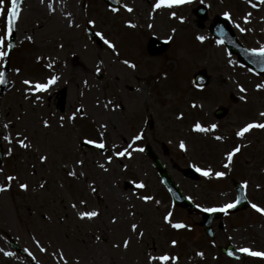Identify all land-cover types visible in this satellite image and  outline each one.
<instances>
[{
    "label": "rangeland",
    "instance_id": "374dc122",
    "mask_svg": "<svg viewBox=\"0 0 264 264\" xmlns=\"http://www.w3.org/2000/svg\"><path fill=\"white\" fill-rule=\"evenodd\" d=\"M53 1L55 13L48 8L33 13L27 5L23 18L32 19L28 24H20L19 37L22 33L29 34L33 36L35 44L32 48L24 49L22 45L12 57V66L17 68L19 59L32 64L27 58L30 54L31 59H34L39 54H46L50 48L51 52H56L54 70L45 67L41 74L33 69V65L27 69L21 66L24 70L19 74L13 71L11 88L0 98V149L4 152V172L0 173V183L6 182L7 175L19 178L12 182L9 191L0 193V248L4 252L16 253L8 257L0 252V264H61L58 256L52 255L61 248L68 256L69 264H74L77 256L80 258L79 264H151L147 254L158 255L163 252L180 256L178 264H264L261 258L244 254L242 260H236L219 250V246L226 248L233 245L236 248L251 247L264 251V215L251 207L218 220L214 224L216 237L211 240L203 228L197 225L199 219L196 216L172 207L151 161L144 152L134 150L150 143L185 193L203 207H212L236 199L229 178L218 181L213 177L206 184L208 177L202 175V179L191 181L183 176L181 169L196 164L203 168L211 166L218 171L226 162L223 153L237 144L243 145L240 155L234 158L233 166L230 169L222 168L228 173L232 171V176L242 183L247 180L249 201L264 206V130L251 131L246 134L245 140L235 135V127L241 126L249 113H255L254 119H257V111H264V91L243 94L232 84L228 92L231 90L243 98L247 97V100L233 105L231 100L222 98L223 93H226L224 90L215 92L217 86L206 91L191 90L186 97L189 100L183 99L182 95L174 100L167 91L161 95L154 87L151 90L149 88L150 76L152 81L158 82L156 85L165 89L175 84L170 71L172 77L166 82L157 75L159 68L165 65L172 68L173 62L178 65V68L177 65L174 68L178 70L177 82L183 84L189 80L196 64L177 59H181L178 55L185 53V50L191 49L187 51L188 55L193 53L194 41L197 39L194 31L206 36L202 47L195 53L198 54L196 69L208 68L217 79V68H229L231 83L235 82L233 76L237 79L243 77L246 81L236 60L223 52L216 43L212 46L208 42L210 36L207 30H196L192 10L200 0H192L193 3L183 10L163 8L160 11L153 9L154 0H124V4L133 8L131 14L125 8L115 13L102 0ZM203 1L210 9L207 26L215 15L230 12L235 24L255 28L250 44L262 45L264 19L261 17H264V5L253 9L247 0ZM254 3L259 4V0H254ZM172 11L177 13V17L171 16ZM68 12L72 13L71 17L65 15ZM247 12H252L251 22L244 24L243 17ZM69 19L74 20L77 26H69ZM89 20L95 21L94 27L104 39L117 41L118 53L107 44L99 47L88 39L85 27ZM129 20L135 25L136 20L141 24L136 25L141 34L137 38L142 42L144 40L146 52L152 36L165 39L174 36V41L165 48L163 55H168L178 45L177 58L166 62L167 58H159L161 56H150L153 59H149L144 52L141 55L142 48H136L133 40L128 42L129 36L136 35V29L130 31L126 28ZM48 23L51 27L39 34ZM149 24L153 26L149 27ZM173 29H178L177 33ZM34 35L40 40L45 37L47 41L54 36V42L45 41L41 44ZM61 44L63 48L59 47ZM76 55L81 63L75 61ZM130 57L139 63L138 71L123 63ZM100 60L104 62L102 65H99ZM98 65L102 69L100 73L95 71ZM52 71V74H60L58 83L48 92H38L41 100H36L33 93L25 99L26 86L22 84V79L45 82L44 78L51 75ZM223 74L220 76L227 75ZM85 80L88 81L87 85L84 84ZM259 81L254 80L255 84ZM63 87L68 88L65 112L57 107L59 92ZM109 99L118 105L114 110L111 105L104 107ZM186 101L198 102V107L192 109ZM200 103L203 108L199 107ZM218 104H227L231 108L230 114L222 122V129L207 134H193L192 125L197 120L215 123L211 112ZM81 106L82 112H76ZM245 107L249 110H245ZM73 112H76V120L65 119L61 127L59 118H67ZM181 112L186 114L183 119L178 118ZM45 119L50 121L51 127H44ZM245 121L248 122L247 119ZM6 123L9 127L4 129L3 124ZM103 124H107L106 130L100 127ZM145 126L143 139L130 149L133 151L131 158H114L108 163L102 150L94 146H82L86 137L99 140V132L105 131L103 139L109 146L115 143L127 147L132 137L144 130ZM17 132L29 138L32 148L25 150L19 146L17 140L21 137L16 136ZM8 133L13 137L11 144L3 140V135ZM216 135H223L225 140L216 141ZM181 140L186 142L187 152L179 148ZM164 145L169 147L168 152H165ZM9 148L13 149L12 155L8 154ZM112 154L109 147L107 155ZM40 155H47V162L42 163L38 159ZM78 160L84 161L83 166L77 163ZM99 164H104L108 171L101 169ZM124 164L128 165L127 170ZM73 169L77 172L76 178L68 175ZM140 180L144 181L146 188L138 189L133 184V181ZM20 182L29 183V190L20 189ZM41 183H45L44 188L39 187ZM92 187L97 189L95 193ZM145 194L154 196L161 203L156 204L155 200L143 202L139 196ZM82 200H86L87 205L82 204ZM73 203L77 205L76 209L72 208ZM78 210H99L100 215L92 221H82L77 216ZM167 211H172L173 222L182 221L190 227L180 230L171 228L163 220ZM113 216L117 217L116 223L112 222ZM133 222L140 225L138 231L144 232L142 238L131 232L130 225ZM97 236L100 240L96 239ZM129 237L132 243L128 249H124L122 241ZM173 239L179 242L175 247L171 245ZM36 240H40L46 252L40 250ZM14 243L19 246V250L12 245ZM114 243H120L121 247L114 248ZM25 249L36 259H32ZM201 251L205 253L204 257L196 255Z\"/></svg>",
    "mask_w": 264,
    "mask_h": 264
},
{
    "label": "snow or ice",
    "instance_id": "6c2138e0",
    "mask_svg": "<svg viewBox=\"0 0 264 264\" xmlns=\"http://www.w3.org/2000/svg\"><path fill=\"white\" fill-rule=\"evenodd\" d=\"M45 0H41V3H44ZM186 2H190V0H156L155 4L153 5V9L154 10H159V9H163L165 7L167 8H171L174 5H180V4H184ZM22 3L23 0H0V20H4L5 21V27L3 29H0V66L2 67H6L7 63H8V59L10 58V54L13 51L15 45L12 43V41L15 39L14 37V32L18 31L17 28V24L18 21L21 18V13H22ZM248 5H250L253 9H258L261 5H264V0H259V4L254 3V0H247ZM123 7L129 12L131 13L133 11V8L130 7L128 4H124ZM48 9L55 13L56 8L52 6V0H50L49 4H48ZM113 11H118L117 9H112ZM172 17H177V13L175 11H172L171 13ZM226 17H228L229 19L232 18L231 13L230 12H224L223 13ZM66 16L71 17L72 13L68 12L65 13ZM251 17H252V12H247L244 17H243V23L244 24H248L251 22ZM181 20H183V17H180ZM261 19H264V17H261ZM67 23L69 24V26L72 27H76L77 25L75 24L74 20L69 19L67 21ZM89 24L94 25L95 21L94 20H89L88 21ZM129 24L130 27H136L135 24L132 23V21H128L127 22ZM153 25L149 24V27H152ZM241 32H246L247 29L242 27L241 24L236 23L235 25ZM173 32H175L176 30L173 29ZM102 35V34H101ZM25 39L29 40V41H33L34 38L31 35H28L25 37ZM197 39L201 42H204L206 40V36L204 35H199L197 37ZM104 43L107 44L110 48H112L114 51L116 49V45L114 42L107 40L106 38L104 39ZM222 43V41H221ZM60 48H63V45H59ZM86 47V46H85ZM252 52L253 55H258L262 58H264V46H261L259 48H252L250 50ZM37 59H43V57H38ZM104 62L103 60L99 61V65H102ZM123 63L125 65H127L128 67L135 69L137 67L136 63L130 61V60H124ZM229 63H233L232 61H229ZM97 66L95 71L97 73H100L102 71L100 66ZM55 67V61H53L51 59V57H49V62L46 64V68L49 70H54ZM14 71L19 74L22 69L17 67L14 69ZM165 75H167L165 73ZM61 79L60 74H51L48 77H46L45 82H40V81H33L30 79H25L22 81V84L24 86H26V95H25V99H28L29 96L34 93V92H48L50 90V88L54 85H56L58 83V81ZM7 83V80L5 78V71L0 70V84H4ZM84 84L87 85L88 81L85 80ZM197 87H202L201 85H197ZM258 90H264V84H257L255 86ZM241 91L246 92L247 89H245L242 85L240 86ZM36 100H41L40 96H36L35 97ZM245 100H247V97H244ZM97 103L99 104V101H97ZM109 105L112 106L113 110L118 106L116 104L113 103L112 100H108L105 104L104 107L107 108ZM192 108H197L198 105L195 101L192 102L191 104ZM200 108H203V105H199ZM76 112H82V106L78 107L76 109ZM76 112H73L69 117L65 118V117H60V123H61V127L64 126V120L68 119L71 121H75L76 120ZM259 116L264 117V111L259 113ZM184 117V113L181 112L179 117L180 119H183ZM43 125L44 127H51L50 121L45 119L43 120ZM9 127V124H3V128L7 129ZM100 127H102L103 129H107V124H103ZM219 128V125L216 123H211L209 125H205L202 124L199 120H197L196 122L193 123L192 125V131L197 132V133H203V134H207L210 132H215L217 131ZM253 129H261L264 130V122H259L257 120H252L251 122H247L244 126L240 127L236 132L235 135L237 137L240 138H245L246 134L250 133ZM17 137H21L17 140V143L19 144V146L22 149H30L32 148V144L29 141V138L24 135L21 132H17L16 133ZM105 136V131H100L99 132V140H94V139H88L87 137L84 139V141H82V143H86L88 145L94 146L96 149L102 150L105 155H106V160L108 163H111L113 161L114 158H131L133 155V151L130 150L133 148V145L137 142V141H141L143 139L144 133L141 131L139 133H137L136 135H134L132 137V141L131 143H129L127 145V147H124L122 145H118V144H111L110 146L107 144V142L103 139V137ZM214 139L216 141H224L225 137L223 135H216L214 137ZM3 140L8 142L9 144L12 143L13 141V137L11 135V133H8L6 135H3ZM109 147L112 150V155H107V152L109 151ZM243 145L237 144L235 146H233L230 150H226L223 153V156L225 157L226 162L223 163L222 167L224 169H230L233 166V162H234V157L237 156L238 153L241 152ZM117 148H119L120 150H116ZM179 148L182 149L183 151L187 152L188 148H187V144L184 140H181L179 142ZM136 151H140L143 152L144 149L142 147H138L136 149H134ZM13 149L9 148L8 149V154L12 155ZM38 159L42 162L45 163L48 160V156L47 155H40L38 157ZM77 163L81 166H83L84 161L83 160H78ZM101 169H103L104 171H108V168L104 165V164H99L98 165ZM197 172L202 173L203 176L208 177L209 179L215 177L217 179L220 178H225L228 175L227 171H215L211 166L203 168V167H199L196 164L192 165ZM124 169L127 170L128 165L124 164ZM4 169L0 168V173H3ZM68 175L76 178L77 177V172L73 169L71 171L68 172ZM81 175H84V173H81ZM19 178L17 176H13V175H7L5 180V183H0V193H5L7 191H9L12 187V182L18 180ZM46 183V182H45ZM45 183H41L39 185L40 188H44L45 187ZM248 181L245 180L243 182L244 188L246 189L248 187ZM94 184V182H93ZM133 184L136 185V187L138 189H144L146 188V184L144 183L143 180H140L139 182L137 181H133ZM18 187L24 191H28L29 190V183L27 182H20L18 184ZM257 187H260L259 185H257ZM92 192H96L97 189L95 187L91 188ZM139 199L142 200L145 203H148L150 201H154L156 204H160L161 202L159 200H156L154 196L151 195H141L139 196ZM191 199V198H190ZM240 199L236 198L234 201H230L227 203H224L223 205L220 206H213V207H206L203 210L205 212H209V213H215V212H223V213H228L231 209H234L237 207V205L240 204ZM82 204L87 205V201L86 200H82L81 201ZM197 207H201L200 205H197ZM251 207L252 209H254L256 212L264 215V206L257 204V203H251ZM72 208L76 209L77 205L75 203L72 204ZM100 215L99 210H90V211H77V216L80 220L84 221H92L94 218H97ZM132 215H135V213H132ZM172 216L173 213L172 211H167L164 216H163V220L165 222H167L168 225H170L171 228L176 229V230H180V229H185L187 227H190V225H186L184 222L182 221H177V222H173L172 220ZM48 219H51V217H48ZM117 217L113 216L112 218V222L116 223ZM140 228V225L138 223H131L130 225V230L133 233H137L139 235V237H143L144 236V232L143 231H138V229ZM97 240H100V237L97 236L96 237ZM35 243L40 247V250L43 252H46L47 249L45 247H43V245H41L40 240H36ZM132 243L131 237L126 238L122 241V245L124 249H128L130 244ZM179 242L175 239H173L171 241V245L173 247H175ZM114 248H120L121 244L120 243H114L113 244ZM26 252H28L29 256L32 257V259H36L35 256L28 250L25 249ZM241 253H244L250 257L253 258H261L264 259V251H260V250H254L251 247H241L238 250ZM0 252H4V249L0 248ZM4 254L8 257H13L16 255L15 252L12 251H7L4 252ZM53 256H58L59 261L61 262V264H69V258L66 255L65 251L63 248H61L59 250L58 253L54 252L52 253ZM196 255L200 256V257H204L205 253L203 251L201 252H197ZM230 256H235L234 252H229ZM79 257L77 256L75 258L74 264H79ZM181 259L180 256H173L171 255L169 252H163L161 254L158 255H153V254H147V260L149 262H151V264H178V261Z\"/></svg>",
    "mask_w": 264,
    "mask_h": 264
},
{
    "label": "water",
    "instance_id": "95a60500",
    "mask_svg": "<svg viewBox=\"0 0 264 264\" xmlns=\"http://www.w3.org/2000/svg\"><path fill=\"white\" fill-rule=\"evenodd\" d=\"M263 71H264V64H263ZM160 173H161L162 176L166 177L168 185L172 186V190H174L176 192L175 193V198L177 199L176 200V203L178 205H182V206L186 207L191 212H197V211H195V209H194L195 207L193 205H191L189 203H186L184 201V199L181 197V192L177 189V187L174 186V184L171 181L169 175L166 174L164 168H161L160 169ZM214 214L215 213H213V214L212 213L211 214H205L204 213V219H205V221H207L209 223L210 222L209 219L210 218H213Z\"/></svg>",
    "mask_w": 264,
    "mask_h": 264
},
{
    "label": "bare ground",
    "instance_id": "6f19581e",
    "mask_svg": "<svg viewBox=\"0 0 264 264\" xmlns=\"http://www.w3.org/2000/svg\"><path fill=\"white\" fill-rule=\"evenodd\" d=\"M75 61L81 63V60L79 61V57H75Z\"/></svg>",
    "mask_w": 264,
    "mask_h": 264
}]
</instances>
